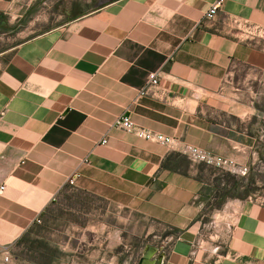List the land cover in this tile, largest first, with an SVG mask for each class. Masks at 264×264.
Wrapping results in <instances>:
<instances>
[{
	"label": "crops",
	"instance_id": "obj_1",
	"mask_svg": "<svg viewBox=\"0 0 264 264\" xmlns=\"http://www.w3.org/2000/svg\"><path fill=\"white\" fill-rule=\"evenodd\" d=\"M216 1L0 0V264H122L105 223L42 224L67 200L139 215L162 264H264V37L248 34L264 0L203 20ZM123 115L237 169L137 139Z\"/></svg>",
	"mask_w": 264,
	"mask_h": 264
},
{
	"label": "rangeland",
	"instance_id": "obj_2",
	"mask_svg": "<svg viewBox=\"0 0 264 264\" xmlns=\"http://www.w3.org/2000/svg\"><path fill=\"white\" fill-rule=\"evenodd\" d=\"M65 205L67 206L66 212L54 210L52 214L48 213L46 215L42 224H46L47 226H51L53 224L97 225L99 220L100 223H105L106 225V240L109 239V235H112L111 240L121 242L122 264H137L140 260L143 249L150 242L158 241L156 237H159L160 234L156 232L152 233L150 230L151 227H149L148 223L139 215L133 214L130 216L129 213L124 211L120 212L114 208H111L109 209V212L106 213L104 218H98L97 216H92L93 213L91 210L90 212L87 211L83 214H81L80 211L79 213L74 211L76 208H80V206H78V202L67 200ZM89 213H91V215H89ZM114 233L116 234L114 235ZM30 240L33 241L32 238ZM48 247L49 245H43L42 248H46V251L48 252ZM17 253H19L18 255L21 258L25 257V252L17 250ZM40 261L45 263V261L47 262L48 260H45V258L42 257L40 258Z\"/></svg>",
	"mask_w": 264,
	"mask_h": 264
},
{
	"label": "built area",
	"instance_id": "obj_3",
	"mask_svg": "<svg viewBox=\"0 0 264 264\" xmlns=\"http://www.w3.org/2000/svg\"><path fill=\"white\" fill-rule=\"evenodd\" d=\"M225 0H217L205 13L203 20L211 21L213 20L218 12L220 11L223 3ZM253 38L255 37H264V29L252 27L249 30V33ZM160 74L158 72H151L148 77L146 84L143 88L139 90V97H143L146 95H149L154 92V90L159 86L160 84ZM113 126L119 130H122L132 136H134L137 139L145 140L148 142H152L158 145H161L170 152H181L185 155H187L191 160L198 163H206L209 165H215L221 168H229L230 170H235L236 167L234 163L230 160H227L223 157L215 156L208 151L193 146L190 144H182L177 138L171 137V136H165L160 133L153 132L151 130H147L145 128H142L135 124L133 119L130 115H123L115 120ZM106 143V141H104ZM241 172L247 173V168H244ZM71 186L75 185V179L71 178L68 182ZM5 189L4 186L0 188V193ZM264 202V200H263ZM38 223L41 221L38 220ZM10 261V255L7 252L4 262L5 264H8Z\"/></svg>",
	"mask_w": 264,
	"mask_h": 264
},
{
	"label": "water",
	"instance_id": "obj_4",
	"mask_svg": "<svg viewBox=\"0 0 264 264\" xmlns=\"http://www.w3.org/2000/svg\"><path fill=\"white\" fill-rule=\"evenodd\" d=\"M164 260V254L162 251L152 244H148L137 264H162Z\"/></svg>",
	"mask_w": 264,
	"mask_h": 264
}]
</instances>
